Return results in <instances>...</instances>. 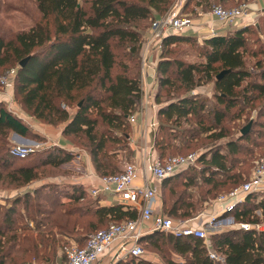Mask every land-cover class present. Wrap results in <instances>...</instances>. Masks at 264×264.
<instances>
[{
	"label": "trees",
	"instance_id": "trees-1",
	"mask_svg": "<svg viewBox=\"0 0 264 264\" xmlns=\"http://www.w3.org/2000/svg\"><path fill=\"white\" fill-rule=\"evenodd\" d=\"M32 1L41 15L40 22L28 31L17 34L8 43L0 39V69L9 64H18L13 92L24 111L43 124L65 125L62 136L75 146L74 140L85 141V148L100 177L117 174L120 171L115 173L117 167L110 162L117 153L110 151V146L120 143L128 147L127 130L130 127L127 120L137 111L142 98L140 53L143 33L139 32L137 24L147 21L150 25L154 19L165 15L169 10V1ZM229 1L233 0H186L184 8L194 4L202 13H206L214 3L227 4ZM245 1L244 3L248 4L253 0ZM249 32L248 25L235 29L228 35L220 34L205 40L202 53L204 61L198 65L164 59L162 55L169 46L190 39L185 35L167 37L164 40L165 52L162 53L156 68L160 89L170 88L169 86H173V82L177 81L180 84L178 88L189 92L205 75L209 80H213L214 99L225 108L236 107L239 96L244 98L248 93L263 98L264 63H257L255 80L245 68L244 52ZM115 40L117 44H121V50L127 51L126 59L122 63L116 60L113 50ZM24 59L27 61L23 67H19V63ZM223 71L229 73L216 80ZM249 79L251 82L247 83L241 92L237 91ZM78 97L80 99L76 104L77 109L74 114H70L66 106ZM156 98L158 101L159 94ZM78 103H81L80 107ZM205 108V104L197 96H185L162 107L158 118L162 117L171 123H179L182 119L189 122L192 119L193 124L198 126L204 117L202 114ZM92 110L95 115H92ZM222 120V116L215 117L217 125ZM163 131L168 135L169 128L160 125L154 144L159 160L169 158H164V150L169 146V142H165L166 135ZM116 132L120 133V136ZM10 133L41 140L0 102V176L5 174L10 185H27L36 179L39 168H60L74 158L72 153L56 147L34 152L32 161L28 163L24 161L27 158H13L9 155ZM183 136L182 140L186 145L185 138H196L198 134L184 132ZM225 147L227 153L237 152L231 142ZM222 151V148L216 147L202 154L196 161L201 167L199 175L202 182L211 185L212 189L236 179V175L232 173L233 167L228 166L227 157ZM181 172L161 182L163 195L170 192L171 182L178 180ZM86 194L82 187H74L69 198L73 203H79ZM27 197L28 193L14 200L0 215V264H17V257L22 261L20 264H26L27 260H35L40 264L57 263L56 256L62 243L58 238H61V232H64L70 221L66 219L65 213L56 216L55 208L59 205L56 201L45 200L46 205L55 208L47 207L48 209H43L45 212H38L45 218L43 229L47 222H52L56 230L54 233H40L39 227H36L37 231L32 232L22 225L16 209L22 204L25 209L35 207L38 210L37 205H29ZM256 200L255 194L247 196L244 202L232 212L223 214L221 218L231 217L235 224L260 223V218L255 212L259 210L264 218V198L256 204L252 203ZM161 207L164 215L181 220L191 219L190 214L194 209L193 203L186 196L176 193L170 197L169 206L168 201L161 197ZM51 217L53 218L50 219ZM93 217L97 223H116L134 220L137 213L123 206L113 205L100 207L93 213ZM86 240L87 238L81 235L75 243L77 247L82 248ZM210 240L211 251L220 254L224 264H264V232L231 228L212 235ZM140 242L143 248L144 243H150L151 247L160 251L168 248L175 256L181 258V261L167 259L166 264H218L208 258V250L199 239L175 238L153 232L144 236ZM59 261L64 262L65 257H61ZM129 264L152 263L136 261Z\"/></svg>",
	"mask_w": 264,
	"mask_h": 264
},
{
	"label": "rangeland",
	"instance_id": "rangeland-1",
	"mask_svg": "<svg viewBox=\"0 0 264 264\" xmlns=\"http://www.w3.org/2000/svg\"><path fill=\"white\" fill-rule=\"evenodd\" d=\"M123 1L139 2L140 0ZM168 1V9H170L174 5L175 0ZM244 2L246 1L233 0L229 1L227 4L214 3L211 8L214 6L233 8ZM251 2L252 1H250V3ZM184 11L185 14H188L194 22H199L200 18L204 16L203 14H206L202 13V10L195 7L194 4L188 6ZM40 19L41 15L37 11L35 2L32 0H0V39L8 43L12 41L17 34L28 31L33 25L40 22ZM137 25L139 28V32L142 33H145L147 30L146 28L149 27V23L147 24V21L139 22ZM249 26L250 32L246 36L247 43L246 50L244 52V61L245 68L250 72V74L253 76L252 78L255 80L254 75L257 72V63H264V18L255 20V23L250 24ZM243 27H246V25L238 24L231 27L228 26L226 28H223L225 30L220 31V34L222 33L228 35L235 29ZM184 35L190 37V39H188L189 41L178 42L169 46L166 49L165 54V49H163L162 53L164 55H162L161 53L163 58L169 59L171 61L178 60L185 64L198 65L200 63H203L204 59L202 57V53L204 51V40L199 39L197 35H194L192 33H187ZM114 44L115 45L113 50L116 55V60L117 62L122 63L126 59L125 55L127 54V51L124 49L121 50V44H117L116 40L114 41ZM13 68H18V64H9L1 68L0 73L3 74ZM115 71H118V69H115ZM155 75L157 76L156 73ZM158 76L155 80V82H157L156 84L158 85L155 90L157 94H159L158 104H167L185 96H197L200 100L203 101L206 106L205 111L202 114L204 117L201 118V124H199L198 126H195V124H193L192 119L189 122L182 119L179 123H171L166 121L162 117L158 118V127L156 133L158 132L160 125L169 128L168 135L163 131V134L166 135L165 142H169V146L164 150V158L188 153H195L199 158L202 154L208 153L211 149L218 147L222 148V152L227 157L228 166L231 167L232 165V173L236 175L237 181L235 179L224 183V186L212 189L211 185H207L202 182L199 175L201 167L196 162L194 165L183 170L179 174L180 177L178 180H174L173 182H171V185L169 186L171 193L168 192L163 195V191L161 190L160 197L168 201V206L170 205V197L172 196V194L176 193L182 195L183 197L186 196L187 199H189L194 205V209L191 211L190 218H195L200 214H205L206 216L203 218V221H207L209 219V216L207 215L216 214L213 208L217 197L226 195L233 189L238 188L243 183L249 181L252 176V170L255 164L260 160H264V97L259 98L255 94L248 93L244 98H241L239 96L236 107L228 109L216 102L213 97V80H209L205 75L199 82H196V87L189 92L178 88L180 87V84L177 81H174L173 86H169L170 88L164 87L161 90L158 83ZM197 78H199V76H197ZM249 82H251V79L246 80L241 85V87L237 89V91L241 92L245 85ZM5 91L6 89L0 87V93H4ZM79 99L80 98L78 97L77 99H75V101L70 103L69 106H66L70 114L75 113L77 109L76 104ZM14 100L17 106L24 110L15 96ZM133 114L135 113H132L131 115ZM92 115H95V112L93 110ZM217 116L223 117L222 122L218 125L215 121V117ZM127 123H129L128 120ZM44 124L54 130H57L63 125L59 124L57 126H52L47 125L46 123ZM129 125L130 123L128 124V127H130ZM246 127H249L248 133L246 135H242L241 131ZM184 132L197 133L198 136L191 139L185 138L184 140L187 142V144L184 145V142L182 140L184 137ZM127 133H130V129L127 130ZM116 134L120 136V133L116 132ZM163 134L160 133L161 136ZM220 136L221 138H219ZM33 141L43 142V144L37 146L38 148L35 152L53 147L52 143H47L43 140ZM74 142H76V147L78 149H86L85 141L74 140ZM229 142H231L236 147L237 152L235 154L232 152L227 153L225 145ZM14 145L21 144L10 143L9 147H12ZM110 147V151H114V153H117V155L114 156L113 159H110V162L115 164V166L117 167V171H114L116 173L121 170L122 162H131V150L128 147H124L123 144L120 143L112 144ZM32 154H30L31 156L29 155L30 157L27 156V159L24 161L27 163L29 161H32ZM74 160L76 161V158H74L72 161ZM1 176L3 177L1 178ZM1 176L0 215L3 210L9 208L12 205L14 200L20 199V197H22L26 193L29 194V197H27L29 205H37L38 210H36L35 207H31L29 210L25 209L22 204L18 205L16 209L17 213L21 217L22 225L30 229L32 232L37 231L35 230L36 227H39V231H41L40 233H42V231H45L46 233H54V231L56 230L52 222H47L45 229H43L42 224L45 221V218H43L38 212H45L43 209L55 208L51 207L50 205H46L44 202L45 200L56 201V203L59 204L58 207L55 208L56 216H61L62 213H65V215H67L66 219L70 221V224L65 227L64 232H61V238H58L62 241L60 247L62 251L59 249L56 256L58 258V262H60L59 260L61 259V257L66 258L67 250L71 249L74 246H77L75 242L81 235L87 238L88 235L95 232L96 230L104 229L110 224L114 223L113 221L97 223L96 218L93 217V213L101 206L99 204L98 198L91 197L89 195V192L79 203H73L71 201L72 199L69 198L70 193L74 191V187L79 186H75L70 183L72 180H74L73 177L77 176V174H75L71 170L62 168V166H60V168H39L36 173V179L22 187L8 184L7 182L9 181V179L5 177V174H2ZM256 197L257 200L252 203L256 204L257 201L262 200L264 198V192L257 194ZM188 202L189 201H186V203ZM77 214L80 217L79 219ZM255 215L260 218L259 220L261 222L264 221V218L262 217L259 210L255 212ZM52 218L53 217H51L50 219ZM55 220L61 221V219ZM220 220L223 221L226 219L220 218ZM222 231L210 229L209 233L210 236H212ZM144 250L146 252V255L144 257L145 259H154L161 264H166L167 259L181 261V258L175 256V254L170 249L168 250V248H163V251H160L151 247L150 243H144ZM17 258L18 260L16 259V263L20 264L22 261H20V257ZM32 261L35 260H27L25 262L29 263ZM140 261H144V259Z\"/></svg>",
	"mask_w": 264,
	"mask_h": 264
},
{
	"label": "built area",
	"instance_id": "built-area-1",
	"mask_svg": "<svg viewBox=\"0 0 264 264\" xmlns=\"http://www.w3.org/2000/svg\"><path fill=\"white\" fill-rule=\"evenodd\" d=\"M185 3L186 0H175L174 5L165 15L150 23L143 35L140 53L141 78L143 80L152 78L151 72L155 73L158 60L153 59L152 55L155 54V57L161 55L164 49V40L167 37L192 33L205 41L217 36L213 26L208 22H194L188 14H185ZM256 12L258 19L264 18V7ZM250 14V6L246 3L233 8L214 6L209 11V15L224 28L238 24L246 26L254 24L257 19L250 18ZM17 69L13 68L0 74L1 88L6 91L13 89ZM143 92L146 96L147 91ZM143 112L146 113V110L144 109ZM128 122L132 125L136 122L135 114L129 116ZM148 127L156 129L158 120L155 118L149 121ZM37 148V146L14 145L10 148L9 155L13 158L24 159L34 153ZM197 158V154L190 153L156 160L149 163L145 173H148L151 180L161 183L194 165ZM138 178V168L130 162H125L117 174L99 177V185L92 188L89 195L97 198L100 194H107L111 197L112 206L120 205L126 209L134 210L137 213V218L112 223L105 229L91 233L82 248L72 247L67 250L64 262L54 264H129L140 261L145 259L146 255L140 241L144 236L153 232L164 233L175 238L199 239L208 250V258L215 263L224 264L223 257L217 252L211 251L210 229L222 231L238 228L244 231L264 232V222L235 224L231 217L225 218L226 220L223 221L220 220L223 214L232 212L236 206L244 202L247 196L264 192V160L255 164L249 181L228 194L217 197L214 204L219 208V212L207 215L209 216L207 221H203L205 214L181 220L173 219L162 212H155L160 192L153 185H135ZM26 264L40 263L32 261Z\"/></svg>",
	"mask_w": 264,
	"mask_h": 264
},
{
	"label": "crops",
	"instance_id": "crops-1",
	"mask_svg": "<svg viewBox=\"0 0 264 264\" xmlns=\"http://www.w3.org/2000/svg\"><path fill=\"white\" fill-rule=\"evenodd\" d=\"M249 6L251 9L250 18L253 17L255 19H258L257 18L258 13L256 11L264 7V0H253L249 4ZM209 11H207L206 14H203L204 16L200 18L199 22L201 23L208 22L211 26H213L214 30L216 31V34L220 35V31H223L225 29H223L224 27H222L215 18L209 15ZM152 57L153 59L158 60V62L161 59V55H156L155 57L154 54L152 55ZM155 73L151 72L152 78H148L147 80H143L141 78L142 98L139 107L135 112L136 122L133 125L132 124L129 125L130 133L128 139V148L131 150V155H132V159L130 163H134L139 171V178L135 181V185L137 186L153 185L158 189L161 195V188H160L161 183L151 180L148 173H145V170L147 169L149 163H153L154 161L159 160L158 154L154 150L157 128L156 129L149 128L148 123L149 121L155 118L158 120L159 110L168 104V103L158 104L156 98L157 92L155 91L158 85L156 84L157 82H155L157 77ZM144 90L147 91L146 96L143 92ZM0 102L4 103L7 109L12 114H14L20 120H22L30 128L32 133L37 135L41 139V141L43 140L44 142L52 143L53 147L60 148L74 155L76 161L74 160L65 165H62V168L71 170L75 174H77V176L73 177L74 180H72L70 184L75 186H81L87 193L92 188H96L99 185L100 175L94 169L89 152L86 149H82V150L78 149L75 145H73L71 142H69L62 136V131L65 125H62L57 130H54L49 126L42 124L40 121L34 119L32 116H30L24 110H22L20 107L17 106L14 100L13 89L5 91L4 93H0ZM144 109L146 110V113L143 112ZM14 134L16 133L9 134V141L12 144L17 143L24 146H39L40 144H43V142H36L28 138H25L28 139L26 142H17L14 140L13 137ZM124 163L125 162L121 163V168ZM97 198L99 200V204L101 207L112 206V200L109 195L100 194ZM161 208L162 207H161V197H160L158 203L155 206V212L161 213L162 212ZM213 210L215 213L219 212V208L215 204ZM144 261L152 264H161L155 261L154 259L151 260L144 259Z\"/></svg>",
	"mask_w": 264,
	"mask_h": 264
},
{
	"label": "water",
	"instance_id": "water-1",
	"mask_svg": "<svg viewBox=\"0 0 264 264\" xmlns=\"http://www.w3.org/2000/svg\"><path fill=\"white\" fill-rule=\"evenodd\" d=\"M27 61V59H24L23 61H21L19 63V67H23V65L25 64V62ZM229 71H223L221 72L217 77L216 80L221 79L223 76H225L226 74H228ZM81 103L78 104V107H80ZM249 127L244 128L241 133L242 135H245L248 132ZM14 140L17 142H26L27 140L25 138H22L21 136H19L18 134H14Z\"/></svg>",
	"mask_w": 264,
	"mask_h": 264
}]
</instances>
